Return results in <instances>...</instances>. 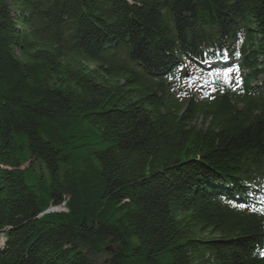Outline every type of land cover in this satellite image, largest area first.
<instances>
[{
	"label": "trees",
	"instance_id": "1",
	"mask_svg": "<svg viewBox=\"0 0 264 264\" xmlns=\"http://www.w3.org/2000/svg\"><path fill=\"white\" fill-rule=\"evenodd\" d=\"M0 264H264V0H0Z\"/></svg>",
	"mask_w": 264,
	"mask_h": 264
},
{
	"label": "rangeland",
	"instance_id": "2",
	"mask_svg": "<svg viewBox=\"0 0 264 264\" xmlns=\"http://www.w3.org/2000/svg\"><path fill=\"white\" fill-rule=\"evenodd\" d=\"M62 208V207H61ZM61 208H59V210L61 209ZM49 211H57V209H55V208H52L51 210H49Z\"/></svg>",
	"mask_w": 264,
	"mask_h": 264
},
{
	"label": "snow or ice",
	"instance_id": "3",
	"mask_svg": "<svg viewBox=\"0 0 264 264\" xmlns=\"http://www.w3.org/2000/svg\"><path fill=\"white\" fill-rule=\"evenodd\" d=\"M241 207H243V205H240Z\"/></svg>",
	"mask_w": 264,
	"mask_h": 264
}]
</instances>
